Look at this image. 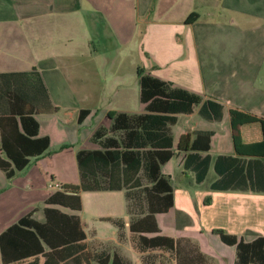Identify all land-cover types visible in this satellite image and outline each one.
<instances>
[{"label":"crops","instance_id":"1","mask_svg":"<svg viewBox=\"0 0 264 264\" xmlns=\"http://www.w3.org/2000/svg\"><path fill=\"white\" fill-rule=\"evenodd\" d=\"M129 44L138 51L137 81L140 69L223 107L220 120L204 119L198 104L168 125L173 155L160 171L173 189V206L155 218L158 234L190 239L212 264H234L235 246L224 244L212 229L245 241L264 235V190L241 187L249 185L248 161L264 175V159L238 157L221 173L214 162L218 156L236 157L229 109L264 117V0H0V74L36 70L52 105L33 115L37 136L49 138L47 149L10 178L0 169V233L24 216L44 222L48 196L63 184L80 182L78 151L100 149L95 131L108 129L118 112H145L141 102L137 112L117 108L132 93L119 68L123 46ZM81 110H86L82 117ZM239 131L245 143L262 139L258 123L241 125ZM197 132H210L208 150L177 148L182 134L193 139ZM205 158L207 172L197 182ZM79 195L80 210L51 205L76 215L85 233V256L61 264H93L95 254L111 258L115 253L129 264H142L129 229L139 215L129 209L125 190ZM168 213L166 227L159 217Z\"/></svg>","mask_w":264,"mask_h":264},{"label":"trees","instance_id":"2","mask_svg":"<svg viewBox=\"0 0 264 264\" xmlns=\"http://www.w3.org/2000/svg\"><path fill=\"white\" fill-rule=\"evenodd\" d=\"M196 15L191 14L193 17ZM138 81L139 99L145 112H118L112 117L108 129L95 131L93 141L99 144L100 149L78 151L80 182L63 184L61 190L48 196L44 208L45 221L38 222L24 216L0 233V264H40L39 256L44 257L43 264H61L67 258L77 263L81 254L85 256V244L81 243L85 233L80 220L76 215L66 214L51 205L80 210V191L124 189L130 198L129 190L140 187L144 192L146 209L139 211V216L132 218L129 225L137 250L142 254L150 250L164 251L170 256L168 264L208 263L209 258L190 239L158 234L155 213L167 212L173 206V189L160 171V166L173 155V139L168 125L176 122L177 113H191L194 105L198 104L199 114L204 119L220 120L223 107L210 98L203 99L186 89L172 87L140 69ZM0 100V150L4 154L0 155V169L10 178L16 170L28 164L30 157L47 149L49 138L37 136L39 124L33 115L35 110L47 111L52 105L36 70L0 74ZM82 112L86 110H81L80 117ZM229 120L236 157L218 156L214 162L217 173L228 169L238 157H254L253 161L264 159V117L231 108ZM248 123L261 126L260 141L243 142L239 128ZM209 137L210 132H197L193 139L189 133L182 134L177 148L183 151L208 150ZM196 156L191 154L192 158ZM187 161L188 157L185 165ZM208 163V158L202 159L201 177L196 172L197 182L204 178ZM245 170L249 185L241 187L264 190L262 169L258 174L256 165L249 160ZM143 178L147 179V184H143ZM212 187L217 186L213 184ZM116 223L121 228V222ZM212 232L224 244L235 246L234 264H264V235L256 234L251 241H245L222 228H213ZM147 233L157 234L147 236ZM94 258L98 264H129L116 253L111 258L96 254ZM142 259L146 264L145 257Z\"/></svg>","mask_w":264,"mask_h":264},{"label":"rangeland","instance_id":"3","mask_svg":"<svg viewBox=\"0 0 264 264\" xmlns=\"http://www.w3.org/2000/svg\"><path fill=\"white\" fill-rule=\"evenodd\" d=\"M106 44L109 43L106 42ZM99 45H103V42H100ZM137 62L139 63V57L136 47L133 44L123 46L122 55H121V64L119 68L120 70H122V80L127 83L126 85L128 88L131 89L132 93L127 94L128 103L122 106L117 105V108L122 107V109H127L130 111L137 112L142 107L139 101V84L135 72V64ZM182 122L183 120H180V123ZM143 184H147L146 178H143ZM128 193L131 194V197L128 198L129 209L134 210L137 214H139V211H144L146 209V203L144 201V192L142 190V187L131 189L129 190ZM171 217H172V213H168L167 215H161V217H159V220L162 225L168 227L170 225L169 223ZM209 245L212 244L209 243ZM143 257H145L146 259V264H168L170 261L169 254L159 250H155V251L150 250L148 252H145L144 254H141L140 258L142 264H143V259H142ZM93 264H98V263L94 262ZM207 264H212V263L211 261L208 260Z\"/></svg>","mask_w":264,"mask_h":264}]
</instances>
